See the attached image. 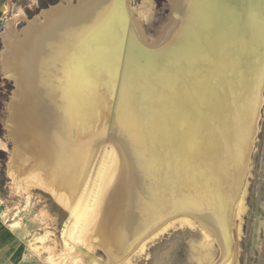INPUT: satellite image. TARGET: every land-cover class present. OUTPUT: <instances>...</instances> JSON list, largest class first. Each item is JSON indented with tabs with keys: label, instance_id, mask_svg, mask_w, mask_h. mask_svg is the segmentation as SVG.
Masks as SVG:
<instances>
[{
	"label": "bare ground",
	"instance_id": "6f19581e",
	"mask_svg": "<svg viewBox=\"0 0 264 264\" xmlns=\"http://www.w3.org/2000/svg\"><path fill=\"white\" fill-rule=\"evenodd\" d=\"M67 1L20 37L4 34L3 71L18 89L13 175L76 191L107 137L86 205L72 211L71 239L87 222L73 263L97 246L118 263L184 216L180 227L197 219L205 231L197 264L214 263L210 236L234 264L262 100L264 0H169L175 19L155 49L129 0Z\"/></svg>",
	"mask_w": 264,
	"mask_h": 264
},
{
	"label": "rangeland",
	"instance_id": "374dc122",
	"mask_svg": "<svg viewBox=\"0 0 264 264\" xmlns=\"http://www.w3.org/2000/svg\"><path fill=\"white\" fill-rule=\"evenodd\" d=\"M80 1L84 0H70V5L76 7ZM58 4L66 6L68 1L0 0V264H197L192 250L194 245L200 246L207 241L205 231L197 219L190 217L186 218L195 220L196 228L180 227L179 218L184 216L168 220L166 224L169 225L164 232L149 236L118 263L110 261L101 246H97V250L91 251L88 256L77 251L81 258L78 263H73V253L79 250L77 245L84 249L78 240L86 234L84 229L87 222L78 225L73 234L74 240L71 239L67 231L75 222L72 211L80 213L86 205V182L92 175L89 183L93 186L105 149L111 147L107 137L105 144L99 147L96 161L88 169L86 179L76 191L65 188L55 193L35 177L20 175L15 178L13 175L11 161L14 142L8 138L7 122L18 89L15 79L3 71L4 34L9 28L20 37L29 22H41L42 11ZM129 8L133 19L140 23L147 45L157 48L163 28L175 19L172 3L169 0H129ZM171 18H174L173 21ZM257 123L250 166L244 182L245 212L239 219L242 229L238 242L232 235L234 246L236 241L238 249L236 264H264V94ZM61 193H66L64 203L58 199ZM93 203L90 213L94 210ZM209 239L214 248L211 250L212 264H226L219 243L211 236Z\"/></svg>",
	"mask_w": 264,
	"mask_h": 264
},
{
	"label": "water",
	"instance_id": "95a60500",
	"mask_svg": "<svg viewBox=\"0 0 264 264\" xmlns=\"http://www.w3.org/2000/svg\"><path fill=\"white\" fill-rule=\"evenodd\" d=\"M261 22H263L264 23V16H262V20H261ZM262 43H261V47H260V52H261V59H260V62H261V64H260V62H259V68L261 69V71H262V73H263V78H264V37H262ZM148 48H150V49H155L154 47H148ZM249 70L247 69V71H246V75H248L249 74ZM264 92V80H263V89H262V100H261V103H260V109H259V113H258V121H259V119H260V115H261V106H262V102H263V93ZM257 126H258V123H257Z\"/></svg>",
	"mask_w": 264,
	"mask_h": 264
}]
</instances>
